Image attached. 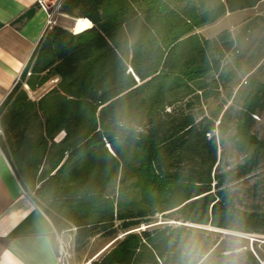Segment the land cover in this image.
I'll return each instance as SVG.
<instances>
[{
    "label": "trees",
    "instance_id": "16d2710c",
    "mask_svg": "<svg viewBox=\"0 0 264 264\" xmlns=\"http://www.w3.org/2000/svg\"><path fill=\"white\" fill-rule=\"evenodd\" d=\"M243 7L62 0L60 12L88 25L41 36L0 104V149L58 234L77 248L108 239L89 264H200L215 245L207 226L264 234V209L235 189L264 173V138L252 131L259 93L235 117L233 165L222 163L229 108H202L237 49L228 29L198 31Z\"/></svg>",
    "mask_w": 264,
    "mask_h": 264
},
{
    "label": "rangeland",
    "instance_id": "374dc122",
    "mask_svg": "<svg viewBox=\"0 0 264 264\" xmlns=\"http://www.w3.org/2000/svg\"><path fill=\"white\" fill-rule=\"evenodd\" d=\"M75 23L82 27L85 26L86 21L62 12L57 16V25L71 30L73 26L75 30ZM214 23L203 29V35L212 37L227 28L236 39L237 50L227 55L223 63L222 77L219 78V87L210 91L202 108L206 114L216 111L222 104L223 109L229 108V114L226 117L228 129L225 135V152L222 163L233 165L241 160L240 153L234 149L233 141L229 139L235 133V117L239 114L240 107L243 106L245 100L254 93H259V100L257 111L252 115V131L257 137L264 138V23L258 22L251 31L243 30L241 22L231 21L230 23L228 20H222ZM55 82V80H50L37 91L29 93L34 98L38 97L51 88ZM199 108L197 103L193 105L195 112H199ZM235 189L241 194L245 206L264 209V173L236 184ZM160 222L164 221L159 218L158 223ZM168 223L177 225L180 222L172 220ZM206 229L209 230L208 233L215 241V245L200 264H252L250 255H253L259 264H264V234L240 233L210 226ZM64 239L67 248H65L66 251L60 249V264H84L110 243L106 238L95 236L84 246L77 248L72 245L73 235L71 233H65Z\"/></svg>",
    "mask_w": 264,
    "mask_h": 264
},
{
    "label": "crops",
    "instance_id": "0c3cea01",
    "mask_svg": "<svg viewBox=\"0 0 264 264\" xmlns=\"http://www.w3.org/2000/svg\"><path fill=\"white\" fill-rule=\"evenodd\" d=\"M228 1L246 7L228 10L216 23L228 20L244 26L264 18V0ZM46 19L39 0H0V104L44 34ZM212 24L198 32L203 35V29ZM64 238L65 234L56 232L48 215L22 187L0 149V264H60L59 243Z\"/></svg>",
    "mask_w": 264,
    "mask_h": 264
},
{
    "label": "built area",
    "instance_id": "2783aa9c",
    "mask_svg": "<svg viewBox=\"0 0 264 264\" xmlns=\"http://www.w3.org/2000/svg\"><path fill=\"white\" fill-rule=\"evenodd\" d=\"M62 0H50V2H48V0H39V4L40 6L45 10V12L47 13V19H46V25H45V30H49L51 29L53 26L57 25V16L60 13V4H61ZM29 195L36 200V202H38V199L36 198L34 192H29ZM61 235V234H59ZM60 249H64L67 248V246L65 245L64 241L62 239H60ZM72 245H74V242L72 241ZM66 251V250H65Z\"/></svg>",
    "mask_w": 264,
    "mask_h": 264
},
{
    "label": "bare ground",
    "instance_id": "6f19581e",
    "mask_svg": "<svg viewBox=\"0 0 264 264\" xmlns=\"http://www.w3.org/2000/svg\"><path fill=\"white\" fill-rule=\"evenodd\" d=\"M87 25H88V23L86 22L85 26H87ZM78 27H79V28L81 27L80 24L75 23V26H74L75 31H77V28H78ZM75 31H74V32H75ZM91 260H92V259L86 261L84 264H89Z\"/></svg>",
    "mask_w": 264,
    "mask_h": 264
},
{
    "label": "snow or ice",
    "instance_id": "6c2138e0",
    "mask_svg": "<svg viewBox=\"0 0 264 264\" xmlns=\"http://www.w3.org/2000/svg\"><path fill=\"white\" fill-rule=\"evenodd\" d=\"M81 30L79 27L77 28V31Z\"/></svg>",
    "mask_w": 264,
    "mask_h": 264
}]
</instances>
